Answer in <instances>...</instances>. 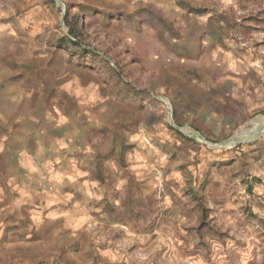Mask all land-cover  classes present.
Instances as JSON below:
<instances>
[{"label": "rangeland", "instance_id": "rangeland-1", "mask_svg": "<svg viewBox=\"0 0 264 264\" xmlns=\"http://www.w3.org/2000/svg\"><path fill=\"white\" fill-rule=\"evenodd\" d=\"M0 264H264V0H0Z\"/></svg>", "mask_w": 264, "mask_h": 264}, {"label": "water", "instance_id": "water-1", "mask_svg": "<svg viewBox=\"0 0 264 264\" xmlns=\"http://www.w3.org/2000/svg\"><path fill=\"white\" fill-rule=\"evenodd\" d=\"M237 138V135L234 136V139ZM233 143L232 142H227L226 144H224L223 146H229V145H232Z\"/></svg>", "mask_w": 264, "mask_h": 264}]
</instances>
